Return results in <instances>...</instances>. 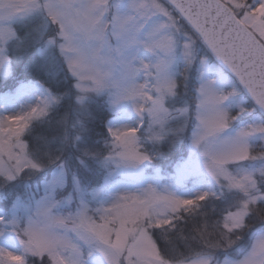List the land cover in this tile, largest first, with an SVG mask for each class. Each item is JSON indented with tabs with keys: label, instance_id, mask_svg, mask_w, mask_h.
<instances>
[{
	"label": "snow or ice",
	"instance_id": "1",
	"mask_svg": "<svg viewBox=\"0 0 264 264\" xmlns=\"http://www.w3.org/2000/svg\"><path fill=\"white\" fill-rule=\"evenodd\" d=\"M0 264H264V0H0Z\"/></svg>",
	"mask_w": 264,
	"mask_h": 264
},
{
	"label": "trees",
	"instance_id": "2",
	"mask_svg": "<svg viewBox=\"0 0 264 264\" xmlns=\"http://www.w3.org/2000/svg\"><path fill=\"white\" fill-rule=\"evenodd\" d=\"M38 131H40V130L38 129ZM97 131H100V129L98 128Z\"/></svg>",
	"mask_w": 264,
	"mask_h": 264
}]
</instances>
